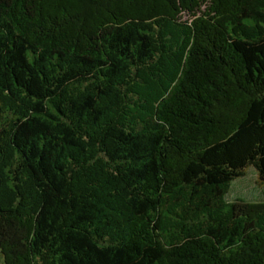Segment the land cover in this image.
Here are the masks:
<instances>
[{"label": "trees", "instance_id": "16d2710c", "mask_svg": "<svg viewBox=\"0 0 264 264\" xmlns=\"http://www.w3.org/2000/svg\"><path fill=\"white\" fill-rule=\"evenodd\" d=\"M264 0H0V264H264Z\"/></svg>", "mask_w": 264, "mask_h": 264}, {"label": "rangeland", "instance_id": "374dc122", "mask_svg": "<svg viewBox=\"0 0 264 264\" xmlns=\"http://www.w3.org/2000/svg\"><path fill=\"white\" fill-rule=\"evenodd\" d=\"M257 172L253 167L246 169L245 175L236 178L226 194L227 201L240 197L246 201H264V182L259 183Z\"/></svg>", "mask_w": 264, "mask_h": 264}, {"label": "water", "instance_id": "95a60500", "mask_svg": "<svg viewBox=\"0 0 264 264\" xmlns=\"http://www.w3.org/2000/svg\"><path fill=\"white\" fill-rule=\"evenodd\" d=\"M263 181H264V179L263 178H261Z\"/></svg>", "mask_w": 264, "mask_h": 264}]
</instances>
